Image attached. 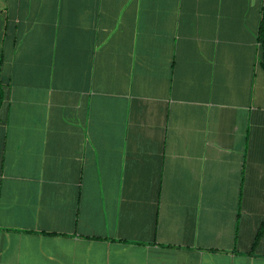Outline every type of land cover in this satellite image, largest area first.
I'll return each mask as SVG.
<instances>
[{"label":"crops","instance_id":"obj_1","mask_svg":"<svg viewBox=\"0 0 264 264\" xmlns=\"http://www.w3.org/2000/svg\"><path fill=\"white\" fill-rule=\"evenodd\" d=\"M264 0H0V264H264Z\"/></svg>","mask_w":264,"mask_h":264},{"label":"trees","instance_id":"obj_2","mask_svg":"<svg viewBox=\"0 0 264 264\" xmlns=\"http://www.w3.org/2000/svg\"><path fill=\"white\" fill-rule=\"evenodd\" d=\"M257 42L260 45L261 56H262V66L264 67V3L262 7L261 17L257 30ZM2 98V94L0 92V101Z\"/></svg>","mask_w":264,"mask_h":264}]
</instances>
